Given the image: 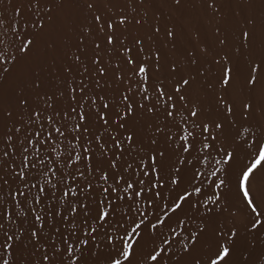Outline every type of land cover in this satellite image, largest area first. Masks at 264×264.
I'll return each instance as SVG.
<instances>
[{"label":"snow or ice","instance_id":"6c2138e0","mask_svg":"<svg viewBox=\"0 0 264 264\" xmlns=\"http://www.w3.org/2000/svg\"><path fill=\"white\" fill-rule=\"evenodd\" d=\"M8 4L0 264H264V0Z\"/></svg>","mask_w":264,"mask_h":264},{"label":"bare ground","instance_id":"6f19581e","mask_svg":"<svg viewBox=\"0 0 264 264\" xmlns=\"http://www.w3.org/2000/svg\"><path fill=\"white\" fill-rule=\"evenodd\" d=\"M16 2H18V0H13V3H16ZM100 2H101V7H103L105 0H100ZM121 2H123V0H121ZM109 6L111 7L112 5L109 4ZM8 7H9L8 0H4V4L0 5V14H5L6 15L7 14L6 13V9ZM262 175H264V174H262Z\"/></svg>","mask_w":264,"mask_h":264}]
</instances>
